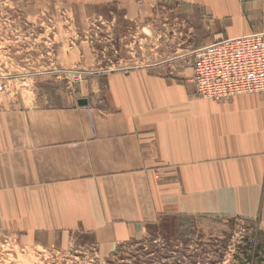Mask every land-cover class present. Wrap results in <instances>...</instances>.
Masks as SVG:
<instances>
[{
  "label": "crops",
  "instance_id": "1",
  "mask_svg": "<svg viewBox=\"0 0 264 264\" xmlns=\"http://www.w3.org/2000/svg\"><path fill=\"white\" fill-rule=\"evenodd\" d=\"M45 1L71 7L77 23L95 3L164 4L196 47L264 32V0ZM155 65L96 76L60 104L0 97V228L46 245L73 234L111 245L201 215L243 217L264 233V92L200 98L187 76Z\"/></svg>",
  "mask_w": 264,
  "mask_h": 264
},
{
  "label": "rangeland",
  "instance_id": "2",
  "mask_svg": "<svg viewBox=\"0 0 264 264\" xmlns=\"http://www.w3.org/2000/svg\"><path fill=\"white\" fill-rule=\"evenodd\" d=\"M92 8L79 11L86 16L77 23L65 3L0 0V97L60 104L88 94L92 78L116 70L156 64L151 69L164 75L189 73L197 47L189 24L174 20L167 5ZM0 264H264V233L243 217L201 215L165 217L143 238L111 245L85 234L46 245L0 228Z\"/></svg>",
  "mask_w": 264,
  "mask_h": 264
},
{
  "label": "built area",
  "instance_id": "3",
  "mask_svg": "<svg viewBox=\"0 0 264 264\" xmlns=\"http://www.w3.org/2000/svg\"><path fill=\"white\" fill-rule=\"evenodd\" d=\"M187 78L200 98L264 92V32L226 37L191 51Z\"/></svg>",
  "mask_w": 264,
  "mask_h": 264
},
{
  "label": "water",
  "instance_id": "4",
  "mask_svg": "<svg viewBox=\"0 0 264 264\" xmlns=\"http://www.w3.org/2000/svg\"><path fill=\"white\" fill-rule=\"evenodd\" d=\"M88 103L87 99L86 98H81L79 99V104L81 105H86Z\"/></svg>",
  "mask_w": 264,
  "mask_h": 264
}]
</instances>
